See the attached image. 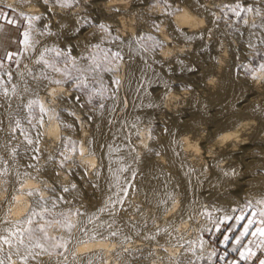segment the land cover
<instances>
[{
    "label": "bare ground",
    "instance_id": "6f19581e",
    "mask_svg": "<svg viewBox=\"0 0 264 264\" xmlns=\"http://www.w3.org/2000/svg\"><path fill=\"white\" fill-rule=\"evenodd\" d=\"M22 1L0 0V6H10L25 16H34L40 9H45L46 15L56 17L59 25H64L63 27L67 32L77 36H80L78 35L80 33H75V28L84 29L85 19L91 18L93 14H98L105 20L110 21L108 25L113 32L111 38L113 45L117 49L128 53L129 58L131 57V59H128L129 61H121L118 65L116 64L110 71L113 79L120 82L119 85L115 84L116 94L120 97H118L120 105L117 107L116 120L113 121L107 117L109 115H107L108 111H105V109L109 110L111 103L110 106L109 103H106L103 111L97 109L98 112H92L94 113L92 120H90L92 128L88 131L86 130L90 126L85 127L84 122L80 119L83 115L80 116L79 112H75L76 110L72 111L75 116L70 115L72 113L69 111L71 110L70 107H68L69 110L62 111V109H66L62 105L68 102L70 95L64 84H48L43 91L38 88L40 90H38V93L36 92L37 88L33 89L34 95L31 98L32 91L28 94L22 86L25 78L24 69L17 72L9 70L12 72L14 85L17 89L16 95L11 94L14 102H20L23 97L29 100H39L49 110L43 117L42 127L38 121H35L37 127L30 126L25 133L33 140L34 144L38 139L37 131L43 133V136L39 138V143L35 144L40 149L39 155L43 156V159L39 161L47 159L49 155L57 159L55 165H58L56 167L58 172H54L59 173V180L67 177L69 174L68 169H73V174L81 173L85 175V171H87L86 177L90 179L89 186L91 184V191H93L94 196L90 205L87 202V207L85 206L87 212L85 210L86 214L83 215L84 217L86 215L84 220L89 221L91 217L92 222L84 227L100 230L99 226L101 224L104 225L105 229L108 228V225H111L108 231L118 232L117 236L111 237L109 240L98 239L83 244L80 243V240L86 238L80 232L76 233L77 235L74 237L76 243L74 247L72 246L73 248L71 247L72 250L70 254L68 253V258L58 257L59 255L56 256V253L52 251V255L46 254L43 264H89V261L91 264H171L165 262V260L160 261L162 255L171 258L170 256L179 252L180 249H184L183 256L185 257L188 250L195 249L196 246H200L202 252L206 253L205 245H202V239L198 235L195 215L192 217V211L200 200L202 191L206 190L219 197H229L235 188L244 189L242 193L245 191V193L264 191V122L255 120L256 117H264V82L261 84L259 80L260 76L264 75V71L256 68L255 79L252 78V75H244L242 73L243 67H241L245 65L242 63L244 60L242 62L238 60L240 55L238 57L237 53L235 54L239 51L234 50V44V46L225 47L224 44L220 45L223 48L217 51V60L214 62L208 61L209 57L205 55L211 49L210 46L213 45L207 40L208 35L215 32L219 35L221 33L219 31L225 30V27L222 29L220 24L223 22H219L220 19H218V9L215 6L216 3L218 5V0L216 3H214V0H167L166 11L171 12V16L169 18L165 14L162 19L157 15L160 9L157 5L152 6L154 8H150L151 10H149L150 6L144 7L146 0H101L92 3L90 8L75 4L70 9L61 10L64 13H61L55 5L48 4L47 6L41 3L39 4L41 7H38L33 3H23ZM231 1L235 2V0ZM252 1L251 3L254 5L255 3H261V0H255V3ZM49 8L52 11H47ZM261 9L264 12V3ZM159 12V14H164L161 11ZM86 13L89 14L87 17ZM253 16L252 14L249 18L246 17L248 24H243V29L240 27L242 30L238 27L242 38L246 41L256 36H264V18L254 19ZM43 17L46 16H41V19ZM41 19L39 21H44ZM141 19L159 21V31H147L148 28L144 27L146 25L140 24ZM253 23H255V27H252ZM177 28L180 31H176ZM140 35H144L145 39L151 35L160 41L162 46L155 49L153 48V41L149 40H146V45L143 44L144 42L137 43ZM80 37V40H76L75 44L79 43L80 47L84 48L83 37L85 36ZM115 37H119V39H114ZM62 38L64 39V37ZM227 39L225 40L227 41ZM52 41L55 42L56 40ZM216 42L218 44V39ZM240 42L241 40L238 43ZM49 43L47 41V44H45L48 45ZM145 47L148 51H144ZM152 48L156 51H153ZM125 55L124 57H126ZM204 57L208 58L209 63L204 64ZM247 60L249 59L246 58L245 62H248ZM195 64H203L205 67H203L204 69L201 67L205 79L200 90H202V94L205 92L206 95L203 98L200 97L199 100L187 98L190 100L185 104L184 112L188 114V117L183 118L179 115V103L183 101L184 97H188L186 94H189V91H179L177 89L178 79L174 78L179 77V75L188 76L191 73L189 69L193 68ZM59 74L52 72L49 76L52 79L60 80ZM45 83L47 84V82ZM68 88L70 89V87ZM61 95L65 98L64 100L58 98ZM108 100L111 102L110 99ZM125 101L126 103H124ZM69 105L67 104V106ZM183 107H180L181 110ZM6 108L8 109V107ZM36 111H39L38 108H36ZM8 112L10 111L8 110ZM35 122L33 121V123ZM140 122L144 124L141 125ZM202 122L212 123L214 130L206 134L205 129L202 130L204 127L201 128L199 125ZM86 123L89 125L88 122ZM65 125H72V127H65ZM150 128L152 130L151 145L156 146L161 154L159 151V157L157 156L158 158L154 160H147L148 158H146L143 159L145 162L143 160H141L142 162H135L133 157L140 156L142 149L148 143L147 136H150L148 135ZM70 129L72 131L79 129L80 137L76 142L77 152L73 154L69 151L65 154L73 156L72 159L80 167H74L70 160L65 164L64 169H60L59 161L62 157L57 150L56 153L50 154L54 151V148H50L60 145L62 137L68 138V135H72L70 133L73 132H70ZM70 137L75 138V136ZM89 140H91L90 144L88 143ZM133 148H135V152L131 151ZM59 150L64 151V148L61 146ZM80 151L84 152L83 156L79 154ZM90 152L94 155H89ZM18 157L20 158V154ZM19 158H16V156L6 157L0 162V171L7 169L3 176L7 178L6 184L10 185H8L9 188H6L7 192H5V186L7 185H2L3 182L0 178L1 235L8 234V229L24 226V223H26L25 217L31 205L32 197L13 191L14 188L19 187L17 173L20 174L19 180L23 182L25 192L29 189H39L40 195L48 199L47 188L49 185L38 178V170H27ZM208 161L210 163L206 167L205 164ZM165 163L170 168L168 172L164 169ZM90 164L97 165V168H91ZM123 167H127L129 170L121 172L120 169ZM133 170L142 173L143 179L139 181L138 188L148 203L155 207L157 212H162L163 216L159 220L165 221L164 218L167 219L170 215L172 216L178 209L177 207L180 208L179 216L181 217H179L177 224L173 225L172 222H166L167 224L161 227L159 225V228L156 229L151 227L154 225L153 223L150 226L147 225L149 219L146 214L139 213L132 220L128 216L116 214L118 206L121 205L119 201H123L125 196L122 189L128 188L131 185L129 183H132L131 172ZM97 171L99 175H96ZM208 171L209 174H207ZM25 173L28 175H24ZM175 191L179 192V196H181L180 205L178 204L179 199H174V202L168 199V196L173 195ZM13 195L17 196L14 201L12 200ZM134 206L129 205V209H134ZM22 215H25V217L23 216V219H20L21 221H16ZM43 227L49 237H55L54 227L49 224H45ZM132 235H139L142 238L125 239ZM55 242V240L52 241V243ZM134 250H140V254L145 257V261L133 260L134 257L131 261L132 257L128 258L127 254H124V252ZM73 253H75V256ZM17 263L15 261V264Z\"/></svg>",
    "mask_w": 264,
    "mask_h": 264
},
{
    "label": "rangeland",
    "instance_id": "374dc122",
    "mask_svg": "<svg viewBox=\"0 0 264 264\" xmlns=\"http://www.w3.org/2000/svg\"><path fill=\"white\" fill-rule=\"evenodd\" d=\"M99 1H101V0H96V2H99ZM214 1H215L214 3H216L217 0H214ZM221 1H222V3H221ZM221 1L218 0L217 1V2H219L218 5H217V3H216V5L215 4H213V5L217 6L216 8L218 9L217 12L219 14L218 19H220L219 22H223L220 24L222 26V29L225 27V30L219 31V32H221L219 35L215 34L217 32H215L214 34L212 33L213 35L212 34L208 35L207 40L211 44L213 43V45H212V47L210 46V48H211L209 50L210 53L208 52L207 55H205V56L209 57V60H208V58L204 57V59H205L204 64L209 63L210 60L213 62L216 61L217 60V51L220 48H223V46L225 47V46H229V45H231V46L235 45L236 47L235 46L233 47L234 50L239 51V52H235V51L234 52H235V54L237 53L236 55L238 57L240 55V57H239L240 59H238V60L239 61L241 60V62H242V60H244L242 63L245 64L248 68L259 69L258 68L259 64L264 62V42H262V41H264L263 40L264 36L263 35L259 36V37L256 36V37L251 38L249 41H246L242 38V36L240 34L241 33L240 30L243 29V24H244L243 20L244 19L249 18L250 15L252 16V14L255 16V17L253 16L254 19H256L258 17L264 18V16H263L264 12H262V14L260 16H256L255 13H244V12H242L241 16L238 18L235 16V14L230 9L234 8L238 3L241 5H250L251 4L253 7H257L258 5L263 6L264 0H261L260 1L261 3H259V4H256L255 0L254 1H252V0H243V1L242 0H235L234 3L231 0H221ZM251 1L253 3H255V5L252 4ZM22 2L23 3H33V4L37 5L38 7H41V5H39V4L42 3V0H23ZM50 4L53 5L51 2L49 3V5ZM154 5H157L160 8L159 11L164 13V14H162V13L159 14L160 12L159 11L157 12V15L160 16V19H162V17H164L166 14L167 3L166 4L165 3H159V2H157V0H146L144 7L146 8V7L150 6L149 10H151L150 8L153 9L154 7H152V6H154ZM47 6H48V4H47ZM260 6H258V7H260ZM262 6L260 8H262ZM55 7H58L60 9V11L63 10V8H60L58 5H55ZM13 9H14V11H13ZM0 12L4 13L7 19H13V20L17 21L16 26H13V25L7 23V19L0 18V24L11 27L12 31H13V35L11 36L12 40H11L10 44L7 45L8 47L2 46L0 48V58H4L3 59V68L0 69V85H2L4 88L9 89V97H10V99H5L2 95H0V105H3L2 107H0V122H2V123H0V162L2 160L6 159V157L11 158V156H13V157L16 156V158H19L18 156L20 154L21 159L19 158V160H20V162H22L24 167L27 170H32V169L38 170L39 171L38 172V175H39L38 178L49 185V187L47 188L48 198L51 197L52 199H55L56 197H58L60 195L64 197V201H58V200L56 201V207L55 208L52 207V200H49V203L46 206L48 208V211L44 213L45 219L33 217L34 221L31 225H29L26 222V223H24L25 224L24 226H19V228L21 227V230H23V229H27V227L28 228H37V226H43L45 224L51 225L52 227H54L53 232H54V235L56 238L63 237L65 241H68L67 251H64L63 249H57L56 251L54 250L53 253H56L55 255L58 256L59 255L58 253L62 251L63 256L59 255L58 257L68 258L70 251L75 246V243H76L75 239L76 238H74V237H75V235H77L79 233V227L80 226L86 227L87 224L89 223L87 219L84 220L86 215H85V217L83 215H84V213L86 214V212H87V210L85 208V206L87 207V202L90 205L93 201V196H94L93 191H91L92 190L91 184L89 186L90 179H88L89 177L87 178L85 175L78 173V174H72V175L68 174L66 178H64V179L60 178V180H59L57 173L54 172V171L58 172V170H57L58 168H56L58 165H55V164H57V159H53L52 161H49L48 159H45L43 161H39V160L43 159V156H41V154L39 155V153H36L34 151V149L37 148L35 146L36 143L34 144V142H33L34 145L33 144L29 145V144H27V140L25 139V136H26L25 133H26L27 128L30 126L32 127V125L29 124L28 121L32 120V124H36V122L38 121V117H39V111H36V109H35L32 112L33 114L31 116L29 115L30 110L28 109L27 104H28V101H30V100L28 98L23 97L22 99H20V102H18V103L14 102L13 98H11V94H12L11 89L14 85V81H13V78L11 81H9L8 77H7V75H5V73L8 72L9 70L17 72V71L24 69L25 78H24V82H23L22 86L24 88L25 87L28 88V91H27L28 94L31 93V91H32V94H31V98H32L34 95L33 89L37 88L36 89L37 93L40 91L39 89H41V91H43L45 88H39L38 89L37 85L39 83L47 82V81H40V80L34 79V78L40 77L41 73H45L48 76L51 75V73H52L51 69L46 68L43 65V63L38 64L36 62L37 60L40 59V54L42 52H44L45 48L51 49V48L56 47V48H59L61 50H64L66 47V44L68 43L69 40H71L72 44H75L77 39H71L73 34L72 33L70 34L69 32H67V30L63 27L64 25H62V26L59 25V21H57L56 17H54L53 15L52 16L46 15L45 9H40L36 14L40 15V16L45 15L46 17H43V19H41L44 21H42V22L39 20L32 21V24L34 25V28L32 30L34 41H38V42L34 43L33 48L25 51L23 45L19 44V40L22 39V36L20 35V33L23 32L28 27V25H27L28 22L21 18L20 13L15 8H12L10 6H4V5L0 6ZM61 13H64V12L61 11ZM48 19H50V20H48ZM90 19L92 20V23L94 25H97L98 22L105 23L106 25H108V23L110 22V21H107L104 18L100 17L98 14H93ZM229 20H230V22H229ZM140 21H141L140 24L146 25L144 27L148 28V30L146 28L147 31H149V30L154 31L155 30V28L153 27L152 21H154V22L156 21L155 23L157 24V22H158V24H159V21H157V20L141 19ZM147 21H149V22L147 23ZM144 22H146V23H144ZM83 24H84V29H81L80 34H78V35L87 36L89 38V40L91 41V44L92 45L99 44V48L91 47V46H89L87 48L86 47L74 48L71 52V55L74 57H77L75 63L73 64L72 62H68L67 65H65L62 62H58L57 66L60 67L61 69H64L66 67L68 72L71 75V79H67V82L64 83V87L65 88L67 87V89L69 90V93H70L69 98L77 96V95L81 97V99L78 103L74 102L73 100L71 101V99H69L68 102H66L64 105H62V107L65 106V108L67 110L71 109V110H69L70 112L76 110L75 112H77V113L79 112L80 116L83 115V117L81 116L80 119L82 120V122H84L85 127L90 126V128L88 127L86 130V131H88V129L90 130L92 128V126H91V121L85 119L86 115L92 116L95 112H98L97 109H99V111L100 110L103 111L106 103L107 104L109 103V106L111 103L109 110L105 109V111H108L107 115H109V116H107V117L109 119L111 118V120H113V121L116 120L115 119L116 118V112L118 113L117 107L120 105V103H118L120 97L116 94V91H115L116 85H115V83H113L114 79L112 77V74H110L111 72L105 71V69H113L116 66V64L118 65L121 61L125 62L128 59H131V57L129 58L130 55L128 53H125L124 51L117 49L113 45V42L111 41L113 32H112L111 27L109 25H108V27L111 30V32H110V30L108 32H104V31L100 30L98 28V26H94L93 24L92 25L86 24V23H83ZM233 25H234V27H233ZM238 27L239 28L241 27L242 29L240 28V30H238L239 29ZM237 30H238V32H237ZM48 31H51L52 33H54L53 36L48 35ZM93 32L95 33V37L91 36V34ZM223 32H225V33H223ZM41 33H43V34H41ZM65 33H67V35H65ZM221 34H223V35H221ZM215 36H216V39L214 40ZM227 36L229 37V39H227L228 38ZM62 37H64V39ZM236 37L237 38L240 37V38L237 39ZM57 38H58V40H57ZM104 38H105V40H104ZM51 39L56 40V41L54 42ZM217 39L219 42L221 41L220 43H222V42L223 43L220 44L218 42V44H219L218 45L216 42ZM225 39H227V41ZM46 40L48 41V43L50 40V43L48 45H46L47 44ZM146 40L147 39H144L140 42H142V43L144 42L143 44L146 45L147 44ZM239 40H241L240 43H238ZM231 41L235 42V43H232ZM225 43H228V44H225ZM230 43H232V44H230ZM248 43H250V44H248ZM50 44H52V45H50ZM220 45H223V46H220ZM155 49H157V48H155ZM155 49H153V51H156ZM115 51H119L121 53V55L123 56L124 60H119V61L112 60L111 59V53L115 52ZM7 52L17 53V55L14 57V59L12 61H8L5 58V54ZM242 53H244V54L247 53V54L244 55ZM125 54H127V55H125ZM124 55L126 57H124ZM82 56L87 57V59H81L80 57H82ZM106 56H107V59H106ZM246 58L249 59V60H247L248 62H245ZM44 59L49 60V62H52L53 60L59 61L62 58H57L55 52L49 51L48 53L44 52ZM16 61H19V63H16ZM109 61H111V62H109ZM96 65H99V67L96 68L95 71H91V69L95 68ZM194 67L197 69L196 73L191 72L188 74V76L186 75L187 77L183 76V75H179L180 78L178 76L176 78H174L176 80L178 79L177 81L179 82V84L177 86L178 87L177 89H179V91L180 90L189 91V94H186V96H188V97H184L182 99L183 101L181 103H179V110H180L179 115L183 118L185 116H186L185 118L188 117L187 116L188 114L186 112H184V108H186L185 104L187 103V101L190 100L187 98H191V99L193 98V99L199 100L200 97L203 98V96L206 95L205 92H203V94H204L203 95L202 90H200V89H202L201 84L205 79V74L203 72V69L205 67L203 66V64L202 65L195 64ZM201 67L202 68L204 67V68L202 69ZM200 68H201V70H200ZM47 70H49V71H47ZM243 70H244V68H243ZM243 70H242V73H244V75H246V76L250 75V74H245V71H243ZM11 71H9V72H11ZM198 72L200 73V75ZM59 76L61 77V78L59 77L60 80L66 79V77L63 75V72H61L59 74ZM259 80H260L261 84H263V82H264V75L263 74L260 76ZM80 81H83L84 84H86L87 86L84 87L82 85L80 88L77 89L75 87V85L77 83H79ZM26 82H27V84H26ZM29 84H30V86H29ZM68 87H70V89ZM71 88L73 91L71 90ZM16 92H17V89H16ZM71 93H73V94H71ZM90 97H91V103H88V100ZM108 99H110L111 102ZM121 100H122V97H121ZM106 101H108V102H106ZM23 103H25V104H23ZM67 104L68 105L70 104V105L67 106ZM79 104H84L85 107L80 108ZM100 104H103L104 107L100 108ZM181 106H184L182 108V110L180 108ZM6 107H8V109ZM68 107H70V108L68 109ZM15 108H17V109H15ZM8 110L10 112H8ZM182 111L186 115L183 114ZM88 112H89V114H88ZM92 112H94V113H92ZM84 113H86V114H84ZM105 114H106V112H105ZM110 114L111 115L113 114L114 116L113 115L111 116ZM7 115L10 117L8 118ZM27 115H29L30 117ZM33 117H37V118H33ZM113 117H114V119H112ZM4 118H6V119L4 120ZM15 118L20 120V127H19L20 129L16 128L17 130H15L13 132V131H11L9 125L11 123V125L13 127L15 126L14 125V121L16 120ZM255 120L257 122H264V117H256ZM33 121L34 122L36 121V122L33 123ZM23 122H25L26 124ZM86 122H88L89 125ZM140 123H142L141 125L144 124L143 122H140ZM202 123H199V125L201 128L204 127L202 130L205 129L204 132L206 134H209L214 130V126H212V123H208V122L207 123L204 122L205 124L204 123L202 124ZM8 128H9V130H8ZM74 131H72L70 129V132H73V133H70L72 135H68V138L71 139L74 137H70V136H75V138L72 141L78 142L77 139H78V137H80L79 136L80 131H79V129H77L75 131L76 134L79 133L77 136H76V134L74 135V133H75ZM148 132H150L148 134L150 136H147V138H148L147 142L148 143H147L146 147L144 146V149H142V151L140 153V156H139L140 161L143 159H146V158H148L147 160H154L155 158L159 157L158 155H156V153H159L160 150L156 146L151 145V141H150L151 137H152L151 128H150V131H148ZM192 134H193V132H192ZM15 137H17V138L15 139ZM21 144H23L24 147ZM32 147H35V148H32ZM53 148H54V151L50 152V154L56 153L57 147L54 146V147H51L50 149H53ZM154 148L156 149V151ZM149 149L151 151H149ZM36 154H38L39 156ZM160 154H161V151H160ZM33 155H36L38 157V159L33 160L32 159ZM22 156H23V158H22ZM39 162H40V164H39ZM143 162H145V161L143 160ZM45 163H47V164H45ZM209 163H210L209 161L206 162V164H205L206 167H207V164H209ZM30 164L33 165V167H29L28 165H30ZM42 165H44V166H42ZM164 165H165V167L163 166L164 169L167 172L170 171V168L166 165V163ZM48 168H51V169H48ZM207 174H209V171ZM0 178H1V182H3L2 185H4V184L7 185L5 183V181H7L6 176L4 177L2 175V176H0ZM56 179L58 181H63V182H58ZM142 179H143L142 173L140 171H137V175H136L135 179L131 180L132 183L131 182L129 183V185L130 184L131 185L128 186V188H127V195L123 197L124 198L123 203L120 206H118V208L116 210V214L119 216H128V218L130 220H132L133 218L135 219L139 213H143L144 215L146 214V216L149 219L148 220L149 222L147 221V225L150 226L153 223L154 225H152L151 227L156 228V229L167 224L166 222H170V223L172 222L173 225L177 224L179 221V217H181V216H179L180 215V213H179L180 208L177 207L178 209L172 214V216L170 215L171 217L169 216L167 218L168 221H166L167 219H165V218H164L165 221L159 220L163 216L161 214L162 212H160V211L157 212V209L148 203L147 199L145 198L143 193L140 192V190L138 188L139 181H141ZM72 182L76 183V185H77L76 190H70L67 193L63 192V190H62L63 187H65L66 185L70 186V184ZM136 183H137V185H136ZM8 185L5 186V189L9 188ZM83 186L85 187V189ZM51 188H55L56 191L54 193L51 192L50 191ZM238 190H239V192H238ZM243 190L244 189L241 190V189L235 188L234 192H232V194H230L229 197H224V196L219 197L217 195H213L210 192H207L206 190L202 191L200 200L195 205V207L192 211L193 212L192 217L195 215L194 218H195L196 226L198 228V235L202 239V245H205L204 248H206L207 252L206 253L202 252L200 246H196L195 249L188 250L189 253L187 252L186 256L184 257L183 256L184 249H180L179 252L174 254L175 256L174 255L170 256L172 259L169 257H168L169 258L168 259L165 255H162L163 257H162V259H160V261L165 260V262H168L171 264L173 262H174L173 264H182V263L183 264H190V262H191V264H230L231 261H238L239 264H258L256 257H253L250 261L246 262V261L240 259L239 253L242 250V246H247V247L252 248V250L257 253L258 257L264 258V254H262L260 251V248L257 247L258 245H260L261 239H264V238H261L259 236L253 237L250 234L252 231H255V229L257 227L264 226V225H260V223H259L261 219H264V217H261L259 215V213L261 211H264V203H261V201H264V191H261V192L252 191L250 193H248V192L245 193L246 192L245 191L242 193ZM5 192H7V191H5ZM236 192H238V193H236ZM90 195H91V197H90ZM175 195H176V197H175ZM173 196L175 197V199H179L178 204L180 205L181 204V196H179V192L175 191L173 193ZM212 197H214V198H212ZM129 200H131V201H129ZM132 201H134V202H132ZM84 202H86V203H84ZM126 203L129 205H131V204L135 205L136 207L134 206V209L131 210V209H129V205H127ZM133 203H135V204H133ZM83 204H84V206H82ZM127 206H128V208H127ZM85 210H86V212H84ZM77 211L79 213H83V215H74V213H77ZM60 213L67 214L69 219L71 220V222L74 224H77V228L72 229L71 233H69V231L67 229L61 227L60 224L55 222L56 220H62ZM23 216L25 217V215H22L16 221H21L20 219H23ZM239 216H244V219L237 221L236 217H239ZM229 217H230V219H229ZM249 218L256 220L257 223L252 225V227L249 229V235L245 236L241 240L240 245H237L234 242V238L236 236L240 235V232L243 231V225L247 223ZM49 221H52V223H49ZM40 223H41V225H40ZM24 227H26V228H24ZM1 234L2 233H0V235ZM37 235H39V233H37ZM225 235L230 237V239L227 242H224V236ZM137 238H142V237L139 235H137V236L132 235L128 239L134 240ZM25 242L26 243L28 242L26 236H25ZM61 242H63V241H61ZM148 244H150V243H148ZM6 247L7 246L5 245L4 246L5 250L8 249ZM180 247H182V245H180ZM261 247H264V245H261ZM233 249H236V250L233 251ZM7 251H5V252H7ZM140 253H141L140 250H137V251L134 250L132 252L131 251L124 252V254H127L126 256L128 258L132 257L131 261H132L133 257H134L133 260L136 259L139 261L140 260L145 261V257ZM225 253H227V255H225ZM47 255L44 254L43 256L38 257L36 261H33L30 259L28 264H43V259ZM141 256L144 259H142ZM167 256H169V255H167ZM163 258H166V259H163ZM185 258H187V259H185ZM13 260L18 262L17 264H21L20 260L17 257L13 256ZM180 262H182V263H180Z\"/></svg>",
    "mask_w": 264,
    "mask_h": 264
},
{
    "label": "snow or ice",
    "instance_id": "6c2138e0",
    "mask_svg": "<svg viewBox=\"0 0 264 264\" xmlns=\"http://www.w3.org/2000/svg\"><path fill=\"white\" fill-rule=\"evenodd\" d=\"M52 3L53 5H58L60 8L63 9H70L72 8L75 4H80L82 7L84 8H90L92 6V3L96 2V0H42V3L47 5L49 3ZM157 2L159 3H167V0H157ZM236 17H240L241 13H255L256 16H260L262 14L261 8L260 7H253L252 5H241V4H237L234 8L230 9ZM14 11V9H13ZM47 11H52V9H47ZM115 11V9H114ZM86 17L89 14H85ZM21 18L26 20L28 22V27L20 33V35L22 36V39L19 40V44L23 45L24 50H28L34 47V43L38 42V41H34V37H33V33L32 30L34 28V25L32 24V21L35 20H40L41 16L40 15H34V16H25L23 13L20 14ZM166 16H168L170 18L171 16V12H167L166 11ZM0 18H6L5 14L0 12ZM7 23L11 24L13 26H16L17 21L13 20V19H7ZM85 23L86 24H92V20L90 18H86L85 19ZM171 23V21H170ZM244 24H248V20L244 19L243 20ZM94 26H98V28L104 32H108L109 31V27L108 25H106L105 23H101L98 22L97 25ZM174 26V25H173ZM255 23L252 24V27H255ZM153 27L155 28L156 31H159V24H156L155 22H153ZM0 31H2V28H0ZM80 28L76 27L75 28V33H80ZM176 31H180V29H176ZM43 34V33H41ZM54 33H52L51 31H48V35H53ZM65 35H67V33H65ZM92 37H95V33L91 34ZM80 36L77 35H73L71 37V39H77L80 40ZM114 39H119V37H115ZM145 36L144 35H140L139 38L137 39V43H139L140 41L144 40ZM83 40L85 42V47H96L99 48V44H95L92 45L91 41L89 40V38L87 36L83 37ZM147 40L149 41H153V48H158L161 47V42L158 41L155 37L149 35L147 36ZM264 42V41H262ZM80 47V44H72L71 40L68 41V43L66 44V47L64 50H61L59 48H45L44 52H55L56 53V57L57 58H62L61 60L57 61V60H53L52 62H49V60L44 59V52H42L40 54V59L37 60L36 62L38 64L43 63V65L46 68L51 69L52 72L54 73H61L63 72V75L66 77L65 80H58V79H52L51 77H49L47 74L45 73H41L40 77H35L34 79H38L40 81H47L46 83H39L37 85L38 88H46L48 86V84H64L67 82V79H71V75L68 72L67 68L65 67L64 69H61L60 67L57 66L58 62H62L65 65H67L68 62H72L73 64L75 63L77 57H74L71 55V52L74 48ZM143 47V45H142ZM144 51H148V49L145 47ZM17 55V53H13V52H7L5 54V58L8 61H12L14 59V57ZM81 59H87V57H80ZM3 59L4 58H0V69L3 68ZM94 59V58H93ZM107 59V56H106ZM111 59L112 60H123V56L121 55V53L119 51H115L111 53ZM111 62V61H109ZM16 63H19V61H16ZM99 65H96L95 68H92L91 71H95L96 68H98ZM244 68L245 74H250L252 75V78L255 79V71L256 69H251L248 68L246 65L241 66ZM260 71H264V62L260 63L258 66ZM105 71H111V69H105ZM189 71L195 73L197 71V69L195 67L189 69ZM5 75H7L8 80L11 81L12 80V73L11 72H6ZM113 83L119 85V80H114ZM86 87L87 85L84 84L83 81H80L79 83H77L75 85V87L78 89L81 86ZM25 92L28 91V88L25 87L24 89ZM11 93L12 95H16V86L13 85L12 89H11ZM0 95H2L5 99H10L9 97V89L4 88L2 85H0ZM61 100H64L65 98L61 95L58 97ZM69 99L73 100L74 102H79L81 97L80 96H74V97H70ZM88 103H91V97L88 100ZM126 103V101L124 102ZM3 105H0V107H2ZM27 107L29 108V115H32V112L34 109L38 108L39 110V117H38V122L41 125V127L43 126L44 120L43 117L45 114H47V112L49 111L48 109H46L43 105V103H41L39 100H30L28 101ZM80 108H84L85 105L84 104H79ZM104 105L100 104V108H103ZM67 109H62V111H66ZM70 115L75 116V113L72 112L70 113ZM33 118H37V117H33ZM86 120H92V116L91 115H86L85 117ZM2 123V122H0ZM29 124L32 125L33 128H36L37 126L35 124H32V120L28 121ZM62 123V122H61ZM15 126L13 127L10 123L9 127L11 129V131H15L16 128L20 127V120L16 119L14 121ZM65 127H72V125H65ZM165 131H167V129H165ZM43 136V133L40 131H37V141L36 143H39V138ZM25 139L27 140L28 144H33V140L31 138H29L28 136H25ZM88 143H91V140L88 141ZM64 148V151H60V147ZM34 151L36 153H39L40 149L37 147L34 149ZM57 151L59 152V155L62 157V159L59 161V168L60 169H64L65 168V164L68 161H72V164L74 167H80L79 164L76 163L75 160L72 159V156L70 155H66L65 152H71L73 154H75L77 152V147H76V141H72L67 137H62L61 139V144L57 146ZM111 151V149H110ZM132 152H135V148H133L131 150ZM149 151H151L149 149ZM81 156L84 155L83 151H80L79 153ZM89 155H94V153H89ZM156 155H159V153H156ZM33 160L38 159V157L36 155L32 156ZM49 161H52L54 159V157L52 155H49L47 158ZM135 162H139L140 161V157L139 155H136L133 157ZM29 167H33V165H28ZM91 168H97V165L95 164H90L89 165ZM129 169L127 167H123L120 169L121 172L123 171H128ZM7 171V169H4L3 171H0V176L4 175V173ZM69 174H73V169H68ZM19 173H17V183L19 184L18 188H14L13 191L15 193H19L22 195H27L29 197H32V201H31V205L29 208V211L25 217L26 222L31 225L33 223V217H39L40 219H45L44 213L48 211V208L46 207L47 204L49 203V200H52V207L55 208L56 207V201H64V197L63 196H58L55 199H52L51 197L46 199L43 195H40L39 189H29L25 192L24 190V186H23V182L19 180ZM24 175H28L27 173H25ZM57 175H59V173H57ZM87 175V171H85V176ZM96 175H99L98 171L96 172ZM137 175V171L133 170L131 172V176L132 179H135ZM34 178V177H33ZM5 183H7V181H5ZM77 188V185L75 182H72L70 184V186H65L63 187V192L67 193L70 190H75ZM5 191H7V189H5ZM51 192H55L56 189L55 188H51L50 189ZM122 191L124 192V195H127V188L122 189ZM17 196L13 195L12 196V200H16ZM169 200H172L174 202L175 197L173 195H169L168 196ZM121 204L123 203V201H119ZM261 203H264V201H261ZM39 209V211L37 210ZM74 215H83V213H79L77 211V213H74ZM259 215L261 217H264V211H261L259 213ZM60 216L62 217V220H56L55 222L60 224L61 227L67 229L69 231V233H71V230L74 228H77V224H74L71 222V220L69 219L68 215L65 213H60ZM230 219V217H229ZM244 216H239L236 217L237 221L243 220ZM89 223L92 222V218H89ZM49 223H52V221H49ZM257 221L254 219L249 218L247 223L243 225V231L240 232L239 236H236L234 238V242L237 245H240L241 240L249 235V229L252 227V225L256 224ZM260 225H264V219L260 220ZM111 228V225H108V228L105 229L104 225L101 224L99 226L100 230L97 229H88L85 228L83 226H80L79 228V232L83 235V237H85L86 239H82L80 240V243H87L89 241H97L99 240H109L111 237H115L118 235V232L116 231H108V229ZM7 235H0V264H15V261L13 260V256L17 257L21 264H28L29 260H33L36 261L38 257L43 256L44 254H48V255H52V251L57 250V249H63L64 251H67V243L68 241H65L63 237L60 238H56V237H49L45 228L43 226H38L37 228H28L25 230H21L19 228H15V229H8L7 230ZM37 233H39V235H37ZM251 236L256 237L259 236L261 238H264V226H260L257 227L255 229V231H252ZM25 236L27 237L28 242H25ZM147 238V237H146ZM154 238V237H153ZM125 239H128L127 237ZM230 239L229 236L225 235L224 236V242H227ZM55 240V243H52V241ZM63 241V242H61ZM7 246L8 251L5 252L4 246ZM261 245H264V239H261L260 241V245H258L257 247L260 248V251L262 254H264V247H261ZM38 250V251H37ZM236 249H233V251H235ZM59 255H63V252H59ZM73 255L75 256V253H73ZM225 255H227V253H225ZM240 255V259L244 260L246 262L250 261L253 257H256V260L258 262V264H264V258H260L257 256V253L255 251L252 250V248L247 247V246H242V250L239 253ZM89 264H91V262L89 261ZM191 264V262H190ZM230 264H239L238 261H231Z\"/></svg>",
    "mask_w": 264,
    "mask_h": 264
},
{
    "label": "crops",
    "instance_id": "0c3cea01",
    "mask_svg": "<svg viewBox=\"0 0 264 264\" xmlns=\"http://www.w3.org/2000/svg\"><path fill=\"white\" fill-rule=\"evenodd\" d=\"M0 28H2V31H0V48L2 46L8 47L7 45L11 42V36L13 35L12 28L9 26H5L0 24Z\"/></svg>",
    "mask_w": 264,
    "mask_h": 264
}]
</instances>
